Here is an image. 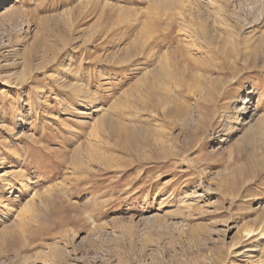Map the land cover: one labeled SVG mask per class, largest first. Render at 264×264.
Wrapping results in <instances>:
<instances>
[{
	"label": "rangeland",
	"instance_id": "obj_1",
	"mask_svg": "<svg viewBox=\"0 0 264 264\" xmlns=\"http://www.w3.org/2000/svg\"><path fill=\"white\" fill-rule=\"evenodd\" d=\"M168 26L209 37L192 122L129 151L107 122ZM0 264H264V0H0Z\"/></svg>",
	"mask_w": 264,
	"mask_h": 264
},
{
	"label": "bare ground",
	"instance_id": "obj_2",
	"mask_svg": "<svg viewBox=\"0 0 264 264\" xmlns=\"http://www.w3.org/2000/svg\"><path fill=\"white\" fill-rule=\"evenodd\" d=\"M6 1L7 0H2V3H6ZM172 27L173 26H168L158 29L160 35H158L159 39H157L159 40L156 47L158 52V54H156L157 59L156 60L153 59L155 62L151 63V60L144 57L145 58L143 60L144 74L143 77L141 78L143 85L141 86V90L137 97L138 99H134V93L132 92H130L131 95L129 94L127 96V100H129V102H127L125 106V111H126L125 113L127 114L126 117L122 121H120L119 124H116L114 123V121L111 120H108L107 122L108 129L114 130L113 133L115 134L118 143L124 146L123 147L124 149H128L129 151L136 152L138 150V147L141 146L140 143L139 144L136 143V137H137L136 135H141L138 129H143L146 132V134L142 135V143L143 142L145 143V144L143 143V145H147V146L151 145V140L149 138L148 133H150L153 130V127L152 125L148 124V121L150 120L154 124H160L163 127L165 125H171L174 119H181L183 122L186 121L185 123H188L189 121L192 122V117L190 116L192 115L190 114V112H192L191 108H189L186 105L184 106L172 105L171 108L170 104L175 103L176 100V95L174 94L173 88L174 86L177 87L182 85L181 82L183 79L186 78L188 79L190 77L192 78L194 75L192 72L194 67L198 69L200 72L202 65L199 64L200 62L196 64L195 61L198 60L193 55V52L196 50L195 52L201 54L202 56L203 55L205 56L204 46L206 45L205 43L209 41L208 39L209 37L207 36L208 34L206 33L205 34L202 33L204 34L202 35V37L195 36L196 34L192 33L193 37L189 39L190 41L188 40L189 43L188 42L185 43V49L182 51L180 45H178L177 47L176 46L173 47V44L171 43L173 41L172 39H173V30H174L172 29ZM148 40L150 39L147 38V40L144 41L145 43H143L142 50H144V48L148 44ZM211 41L214 42L215 40H211ZM156 42L157 41H155V43ZM148 50L152 51L153 49L152 50L148 49ZM214 66H207V67L213 73H214L213 70L219 72L218 71L219 66L216 64ZM231 70L232 73L234 74L235 68H232ZM209 82H211L212 85H216L214 81H209ZM215 87L216 86H213L209 90L210 94L213 93ZM139 89L140 88H138V90ZM78 90L79 91L81 90L82 93L84 92V90H82L81 87ZM85 93L87 94L86 91ZM249 103H251V99H249L248 104ZM246 109L247 108L245 106H242L240 110H238V112H242V114L245 113L247 114ZM253 117L254 115L250 116V118L252 119ZM257 122H259L258 123L259 125L261 121L257 120ZM200 127L202 128V126H199V128ZM159 130L162 131V129ZM162 142H164L163 138L159 137L156 138V142L154 143L159 144ZM176 157H177L176 152L174 150L170 151L168 155H166V159H175Z\"/></svg>",
	"mask_w": 264,
	"mask_h": 264
}]
</instances>
